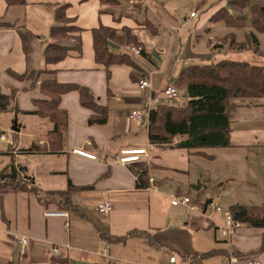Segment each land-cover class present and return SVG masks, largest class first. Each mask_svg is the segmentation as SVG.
Segmentation results:
<instances>
[{"label":"crops","instance_id":"obj_1","mask_svg":"<svg viewBox=\"0 0 264 264\" xmlns=\"http://www.w3.org/2000/svg\"><path fill=\"white\" fill-rule=\"evenodd\" d=\"M231 1H203L202 8L206 12L201 26L197 27L206 28L212 23V16L224 8L231 17H238L229 7ZM144 2L133 0L127 3L120 0L119 5L108 6L102 0H26L25 5L8 6L5 0H0V23L12 25H0V86L6 93L16 91L19 110L34 109L33 101L40 97L39 85L44 78L56 79L61 84L87 87L99 103L109 110L105 125L91 126L88 123L91 112L81 105L79 94L71 92L64 95L61 107L69 114V126L64 134V149L58 154L27 155L20 152L33 145L41 149L49 147L47 135L54 127L46 119L24 115V112L13 113L17 115L20 128L14 140H10L0 129V134L7 139L0 141V144L8 146L7 150L0 148V155H10L19 168L25 167L27 175L35 179L34 186L39 191H65L69 181L75 187L82 188L72 194L70 205L64 210L57 204L41 203L33 191L4 194L0 209V264H63L54 260H66L67 264H227L231 257H236L234 251L243 255V258H238L242 261L264 264V253L252 255L262 246L264 230L241 225L229 240L219 236L218 229L224 225V212L214 211V197L204 201L201 183L196 186L189 181L192 163H198V158L202 156L187 149L151 145L148 123L137 122L131 117L133 111L145 109L147 100V93L139 88V80L149 78L152 95L156 96L165 85L178 80L184 68L205 64L194 60H185L180 64L173 59L176 36H173L172 49L162 59L153 56L145 44H141L136 34L147 27L129 10L141 8ZM64 4L69 6L67 16L74 19L75 26L82 30L79 34L82 55L70 51L62 62L46 65L43 51L47 43L43 38L49 40L50 30L55 26V10ZM191 18L196 19L197 16ZM151 25L159 34L155 24ZM102 26L132 30L140 49L146 53V56L138 58L139 61L134 60L139 69L134 70L127 65L113 66L111 78H107L106 68L95 61L93 45L92 30ZM25 28L40 37L32 42V53L28 57L18 33V30ZM249 32H254L251 27L243 37L234 33L227 36L233 35L240 44L247 41L246 34ZM260 35L263 34L256 33L258 40ZM60 44L72 49L75 40H62ZM209 44L213 45V41H209ZM111 49L122 51L117 45H111ZM220 49L224 53L236 52L230 49L229 43ZM245 51L256 52L254 46ZM216 53H220V50ZM198 56H202V53ZM27 70L45 73L36 82L19 81L14 77ZM117 73L122 74L125 80H116ZM235 100L238 102L231 101L237 106L232 119L231 148H258L260 152L264 151V130L257 128L264 125V98L257 99L260 103L250 101L252 99ZM20 116H27L28 119L20 122ZM235 126L240 128L235 129ZM21 136L30 139L28 148L21 146ZM127 149H145L149 153V160L145 156L140 157V162L150 166L147 188L138 187L132 170L136 164L114 162L115 157ZM77 150L95 155L97 160L80 156L75 153ZM6 167H1L0 171ZM194 169L198 170L197 166ZM261 171L264 172V164ZM251 177L253 175L241 179L242 184L253 188L255 184ZM233 181L236 183L237 179ZM193 190L199 193L196 205L202 208L200 212H191L183 205H172L174 199L182 196L190 197L195 205ZM104 198L113 205L108 215L97 211L99 202ZM236 199V205H247L238 202L239 195ZM47 210L65 211L69 214V220L46 217ZM20 238L30 239V247L23 255ZM54 245L61 247V254L57 257L52 255ZM67 246L71 249L67 250ZM214 250L221 253L205 257ZM172 258H175L174 263H171Z\"/></svg>","mask_w":264,"mask_h":264},{"label":"trees","instance_id":"obj_2","mask_svg":"<svg viewBox=\"0 0 264 264\" xmlns=\"http://www.w3.org/2000/svg\"><path fill=\"white\" fill-rule=\"evenodd\" d=\"M8 6L25 5L26 0H5ZM131 2L133 0H122ZM138 1V0H134ZM108 6H117L120 0H102ZM68 5H60L55 10V26L50 30L49 40L43 51L46 65H55L65 60L70 51L82 55V30L75 26V20L67 16ZM238 17H231L227 9H221L210 19L213 24L224 22L228 28L243 29L247 27L248 19L244 16L250 10L249 27L254 32L246 34L247 41L237 43L233 35L224 39V44H230L231 50L245 51L251 46L258 51L259 40L256 33L264 35V0L262 4L251 5L250 0H233L229 3ZM12 27L8 23L0 25ZM23 44V51L28 57L32 53V42L40 39L39 36L27 30H18ZM95 61L103 65L107 71V78H111V68L117 65H127L134 70L139 65L131 56L115 52L111 45H134L140 47L138 40L128 28L116 29L100 27L92 30ZM74 39L75 46L71 49L61 45L60 41ZM215 48H223L225 45ZM144 56L145 50L142 49ZM264 56V50L262 54ZM146 56V55H145ZM45 72L27 70L22 75H14L19 81L36 82ZM136 78V76H134ZM179 91L184 90L188 96L187 105L175 107L165 104L154 108L149 116L148 137L151 145L171 147L194 151L203 157L213 158L207 153L211 149H225L233 147L231 136L233 133L232 119L237 106L232 100L263 99L264 98V65L259 66L248 62L222 60L204 65H190L184 68L177 80ZM16 91L6 93L0 86V113L24 112V115L35 116L48 120L53 130L47 135L49 149H41L33 145L29 149L21 150L22 154L34 155L37 153L58 154L63 151L65 132L69 126V114L61 107L62 97L71 92L79 94L81 105L91 112L89 124L91 126L105 125L109 119L108 107L102 106L87 87L74 84H61L56 79L44 78L39 85L40 97L34 102L32 111H21L16 106ZM132 168L138 182V187L149 186L150 166L146 162H137ZM82 188L75 187L69 181L68 189L60 192L39 191L24 178L23 173L12 159L4 170L0 171V209L2 210L3 195L9 192L33 191L41 203L57 204L63 210L70 205V197ZM234 221L249 229L264 230V206L235 205L229 209ZM117 240H122L117 238ZM220 251L214 250L205 257L216 256ZM264 253V236L262 246L253 256ZM233 255L243 258L239 251ZM67 264L66 260H54Z\"/></svg>","mask_w":264,"mask_h":264},{"label":"rangeland","instance_id":"obj_3","mask_svg":"<svg viewBox=\"0 0 264 264\" xmlns=\"http://www.w3.org/2000/svg\"><path fill=\"white\" fill-rule=\"evenodd\" d=\"M144 1V5L141 8H131L129 13L136 15L140 22L145 23L147 28L136 35L141 44H145L146 49L153 53V56L160 59L165 58L166 54L172 49L173 36H176L177 41L173 50V59H177L180 64L185 60H194L205 64L230 60L248 62L259 66L264 65V56L261 55L264 50L263 35L259 36L258 51L255 53L253 51H227V53H224V50L220 49V47L215 48V46L223 45L224 39L230 33L242 37L245 35L250 24V10H247L244 14L249 21L247 27L243 29H229L224 22L211 23L206 28H198L197 26H201L200 22L206 12V9H203L201 4L205 0ZM250 2L251 5L262 4V0H250ZM192 14H195L197 18L192 19ZM189 21H191V24H189ZM152 23L155 24L159 34L152 29ZM43 40H46L45 43L48 42L45 37ZM209 41H213V45H210ZM126 46V44L120 46L119 51L122 50L121 53H125ZM137 48L140 49V47ZM217 50H220V53H216ZM200 53H202V56H198ZM131 57L135 61H139L138 58L132 55ZM123 68L127 69L126 67ZM115 78L116 80H125L123 75L118 73ZM176 81H172V83ZM250 101L260 103L257 99ZM187 102L186 91L180 90L178 97L174 100L165 101V105L184 107ZM234 102L238 101L234 100ZM16 117L17 115L13 113H0V129L10 137V140H14L15 137L12 127ZM18 119L23 122L28 117L20 116ZM238 128L240 127L235 126V129ZM257 128L264 130V125ZM23 134H26V132L23 131ZM20 139L23 148L30 146V139L25 136H21ZM0 148L7 150L8 146L0 144ZM208 154L214 157L202 156L198 158L200 159L198 163H192L193 169H191L189 181L196 186L200 183L202 184L204 201L207 198L214 197V204L216 205L214 211L218 208L223 212H227L232 206L237 204L236 197L238 195L240 196V201L238 202H242V204L264 206V172L261 171L264 164L263 150L260 152L258 148H253L252 150L246 148L211 149L208 150ZM10 163V155H0V168H4ZM21 164L26 166L22 161ZM194 166H197L198 170H195ZM249 175H253L251 177L255 184L253 188L242 184L241 179ZM235 178L237 179L236 183L233 181ZM198 195L199 193L196 190L192 191L195 204L198 201Z\"/></svg>","mask_w":264,"mask_h":264},{"label":"built area","instance_id":"obj_4","mask_svg":"<svg viewBox=\"0 0 264 264\" xmlns=\"http://www.w3.org/2000/svg\"><path fill=\"white\" fill-rule=\"evenodd\" d=\"M195 14H192V17H194ZM125 54L127 55H132L134 57H142V51L141 49L137 48L134 45H127L125 47ZM139 88L141 91L147 93V100L145 103V109L143 111H133L131 114L132 119H134L137 122H149V116L151 111L156 108L158 105H161L163 101L167 100H174L178 97L179 94V89L177 86V82L172 83L170 85H165V87L162 89V91L160 92V94L154 96L152 95L151 92V81L149 78L145 77L141 80H139ZM6 136L0 134V141H6ZM76 154L83 156L85 158H88L90 160H97V157L95 155L89 154L83 150H77L75 151ZM145 156L148 158L149 160V153L147 152V150L145 149H127V150H123L121 151L120 155L115 157L114 162L115 163H120L123 165H128V164H132V163H137L140 162V157ZM153 182V180H152ZM172 205L173 206H178V205H183L185 207H187L191 212H195L198 213L202 210V208H200L199 206H197L196 204H193V201L190 197L187 196H182V197H177L176 199H174L172 201ZM113 210V205L112 203L104 198L102 199L98 206H97V211L100 214L103 215H108L111 211ZM217 212H222L221 209H216ZM224 225L221 226L218 229V234L222 239L225 240H229L237 231V229L241 226L240 223L234 221L231 213L228 212H224ZM45 216L46 217H54V218H63L66 219L67 221L69 220V214L65 211L62 210H56V211H50L47 210L45 212ZM66 227H69V223H66ZM20 242V251H21V255L25 254L28 250V248L30 247V239L29 238H20L19 240ZM67 250H70L71 247L67 246L65 247ZM52 251V255L54 257H57L61 254V247L54 245L51 248ZM175 262V258L171 259V263ZM227 264H261L260 262H255V261H250V260H246V261H242L240 259H238L237 257H231L229 262Z\"/></svg>","mask_w":264,"mask_h":264},{"label":"water","instance_id":"obj_5","mask_svg":"<svg viewBox=\"0 0 264 264\" xmlns=\"http://www.w3.org/2000/svg\"><path fill=\"white\" fill-rule=\"evenodd\" d=\"M12 131L14 133H19L20 132V128L18 127V121H17V117L16 120L13 123V127H12ZM20 171L23 173L24 178L26 180H28L29 182H31L32 185H35V179L29 175H27V169L25 168H20Z\"/></svg>","mask_w":264,"mask_h":264}]
</instances>
